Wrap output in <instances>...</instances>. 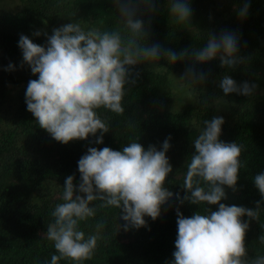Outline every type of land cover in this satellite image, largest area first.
<instances>
[{
    "label": "trees",
    "instance_id": "16d2710c",
    "mask_svg": "<svg viewBox=\"0 0 264 264\" xmlns=\"http://www.w3.org/2000/svg\"><path fill=\"white\" fill-rule=\"evenodd\" d=\"M3 1L19 4L11 10L0 8V264L50 261L55 249L43 238L51 220L50 212L62 202L60 197L69 175L79 184L78 161L90 147L122 151L130 141H139L145 150L150 145L162 150L163 142L171 137L166 155L173 172L165 186L174 194L185 195L181 184L185 165L195 154L193 138L203 121L214 117H223L225 121L221 141L239 143L244 148L237 191L226 187L227 199L222 203L255 208L262 198L254 177L264 172V0H248L249 12L244 20L236 10L245 0H189L192 17L186 24L172 22L168 0H155L154 9L140 3L137 15L150 28L149 45L158 44L179 53L202 48L209 34L218 37L222 32H231L239 37L238 54L247 63L222 68L219 59L195 65L190 59L175 64L161 59L158 72L152 71V65L135 66L130 77L135 83L127 85L129 91L123 101L125 113L99 110L110 125V131L103 134L104 143H95L101 135L97 133L87 141L67 145L39 128L27 110V86L38 77L23 62L19 40L24 35L45 46L47 36L43 33L52 35L53 29L74 22L86 28L111 30L117 26L113 0ZM37 31L42 34L35 36ZM193 66L207 75L206 81L195 87L182 85L177 79ZM225 75L237 85H257L254 95L225 96L219 87ZM217 99L222 102L217 104ZM208 207L218 210V206ZM177 209L185 217L200 211L199 206H181L174 198L162 206L157 220L145 217L147 227L124 231L125 222L118 220V209H98L95 218L81 223L88 234L95 231L97 222H104L98 247L84 264H174ZM243 219L248 222L247 217ZM249 223V255H264V245L257 242L264 235V211L260 223Z\"/></svg>",
    "mask_w": 264,
    "mask_h": 264
},
{
    "label": "clouds",
    "instance_id": "9594fccd",
    "mask_svg": "<svg viewBox=\"0 0 264 264\" xmlns=\"http://www.w3.org/2000/svg\"><path fill=\"white\" fill-rule=\"evenodd\" d=\"M117 26L111 30L84 27L80 22L65 24L52 30L45 46L21 35L19 47L23 62L38 79L30 80L26 90L27 110L35 117L39 128L46 130L57 142L65 145L101 135L95 143L103 144V134L110 131L100 109L123 115V101L128 93L131 69L141 64L152 65L158 72L161 59L169 64L190 59L192 64H205L219 59L222 68H234L247 63L240 57L239 37L222 32L209 34L199 49L179 53L158 44L149 45L150 28L138 18V5L147 3L155 8V0H113ZM167 11L172 22L190 23L192 8L189 0H168ZM237 15L244 20L249 12L245 0ZM40 36L42 33H33ZM23 66V65H22ZM9 70H12L11 68ZM204 72L195 67L186 69L177 79L182 85L195 87L206 81ZM225 96L236 93L254 95L257 85L248 82L237 85L225 75L219 82ZM222 101L216 100L219 104ZM207 104V101H205ZM223 117L204 120L193 138L195 154L185 165L182 188L186 194H174L165 185L173 168L167 157L170 139L162 150L139 141H130L122 151L109 147H90L78 161L80 182L69 175L65 179L58 203L50 212L43 238L51 242L55 252L44 264H84L90 260L101 239L104 222H97L95 231L86 234L81 223L95 218L98 209L119 210L124 231L147 227L145 217L153 221L161 216L162 206L174 198L199 206L200 211L185 217L177 209V238L174 264H264V255H249L246 243L250 221L260 223L264 211V172L254 177L261 200L255 208L228 206L225 188L237 191L239 172L243 167L244 148L239 143L221 141ZM96 202H100L96 204ZM211 206H218L213 211ZM247 217L248 222L243 218ZM264 227V225H261ZM119 231L121 226L118 224ZM264 245V235L257 241ZM255 242V243H257Z\"/></svg>",
    "mask_w": 264,
    "mask_h": 264
},
{
    "label": "rangeland",
    "instance_id": "374dc122",
    "mask_svg": "<svg viewBox=\"0 0 264 264\" xmlns=\"http://www.w3.org/2000/svg\"><path fill=\"white\" fill-rule=\"evenodd\" d=\"M19 4L17 1L14 2H9V1H3L0 0V8H6V9H13L14 7L16 8L15 5Z\"/></svg>",
    "mask_w": 264,
    "mask_h": 264
}]
</instances>
